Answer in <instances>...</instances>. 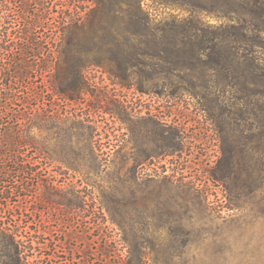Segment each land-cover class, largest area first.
I'll list each match as a JSON object with an SVG mask.
<instances>
[{"label":"rangeland","instance_id":"obj_1","mask_svg":"<svg viewBox=\"0 0 264 264\" xmlns=\"http://www.w3.org/2000/svg\"><path fill=\"white\" fill-rule=\"evenodd\" d=\"M143 7L155 29L120 54L132 64L86 67L83 94L55 96L71 119L50 133L46 161L38 152V202L21 207L32 237L23 264H264V142L251 147L241 90L245 48L260 41L264 63L261 20L249 0ZM192 17L230 25L231 50L218 60L202 30H185ZM50 181L66 204H44Z\"/></svg>","mask_w":264,"mask_h":264},{"label":"trees","instance_id":"obj_2","mask_svg":"<svg viewBox=\"0 0 264 264\" xmlns=\"http://www.w3.org/2000/svg\"><path fill=\"white\" fill-rule=\"evenodd\" d=\"M143 1L0 0V264H23L25 238L32 239L23 231L21 207L38 202V152L42 162L46 161L50 133L56 123L65 127L71 119L67 109L59 111L55 96L67 102L83 94L87 89L86 67L113 61L132 64V58L120 54L133 45V38L147 36L155 29ZM158 1L192 6L197 2ZM249 2L261 20L254 27L260 38L264 33V5L259 0ZM164 25L157 28L165 30ZM229 27L198 26L192 17L186 20L185 30H202L198 35L214 41L219 60L223 51L233 46L228 48L224 40ZM243 28L248 30L250 25ZM254 44L255 48L246 47L241 57L245 62L241 90L250 97L252 148L254 143L264 142L263 51L257 49L262 46L260 41ZM84 122L82 118L78 124ZM38 129L49 136L38 140ZM251 164L253 184L256 163ZM48 186L44 204H66L61 195L63 183L50 181ZM53 195L62 199H52Z\"/></svg>","mask_w":264,"mask_h":264}]
</instances>
